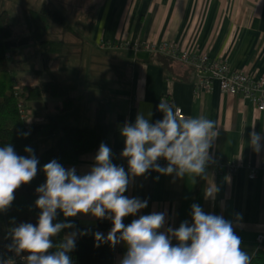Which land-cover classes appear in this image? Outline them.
Segmentation results:
<instances>
[{
    "label": "crops",
    "instance_id": "crops-1",
    "mask_svg": "<svg viewBox=\"0 0 264 264\" xmlns=\"http://www.w3.org/2000/svg\"><path fill=\"white\" fill-rule=\"evenodd\" d=\"M92 1L84 0L83 3L89 6V3L93 5ZM39 3L36 4L39 6ZM92 11L84 39L70 30L82 45L69 73L70 80H66V76L39 79L44 68H36L32 69L38 78L36 82L61 81L65 96L74 101L71 110L76 108L78 96L83 94L80 75L85 70L77 62L80 63L83 54H87L83 53L84 41L97 46V55L88 52L93 58L113 61L121 67L129 64L130 71L120 77L122 80L116 85L107 87L105 99L99 97L89 107L84 101L83 109L76 111L73 117L77 122L69 125L91 127L95 108L103 109L107 122L112 125L104 144L112 151V163L123 166L126 172L128 160L121 155L125 147L121 130L126 123L134 124L138 114H143L151 123L162 120L163 113L157 108L161 101L167 103V100L173 108L180 107L185 117L204 116L214 121L219 132L209 149L214 162L206 166L202 176L162 175L151 169L142 176L132 177L130 174L124 195L147 200L148 204L136 215L124 218L123 223L128 225L141 215L162 212L165 213V224L160 232L166 233L169 227L178 229L184 221L191 226V206L198 194L200 207L205 213L222 215L232 222L235 233L241 237L242 249L252 257L258 247L256 236L264 234V147L259 153L255 152L249 134L254 126L255 131L264 136V111H259L241 95L221 92L215 82L204 88L198 87L195 79H165L162 67L147 60L153 53L144 47L168 42L181 49L207 52L235 71L244 72L256 80L264 79V0H97ZM98 37L105 44L103 47L97 43ZM134 44L140 48L135 50ZM38 53L42 59L39 50ZM46 56L54 61L58 55ZM53 69L59 77V65H54ZM37 102L48 107L45 101ZM41 120H44L42 116L34 121ZM58 134L42 140L51 145ZM261 143L264 145V141ZM98 150L82 154L76 164L66 169L74 167L81 176L89 173ZM231 163L236 164L233 172L228 171ZM251 173H255L254 178L249 177ZM210 185L218 191L214 197L205 199V190ZM63 222L75 226L63 229L64 236L72 232L77 236L100 232L106 237L112 227L111 220L97 219L91 214L63 216ZM174 243H178L175 238L172 239ZM56 250L50 249L49 253ZM126 252L124 242L117 244L113 263L120 264Z\"/></svg>",
    "mask_w": 264,
    "mask_h": 264
},
{
    "label": "clouds",
    "instance_id": "clouds-1",
    "mask_svg": "<svg viewBox=\"0 0 264 264\" xmlns=\"http://www.w3.org/2000/svg\"><path fill=\"white\" fill-rule=\"evenodd\" d=\"M157 108L163 113L162 120L151 123L138 114L134 124L126 123L121 130L125 144L121 155L128 160V172L112 163V151L104 143L95 155L94 166L85 175H77L74 167L65 169L56 159L46 163L45 183L36 188L35 206L41 210L38 222L14 227L9 250L17 255L29 253L24 258L26 264H72L68 253L75 248L77 233L68 234L58 245L51 239L62 229L75 227L68 222L54 223L60 210L66 218L91 214L111 220L106 237L100 232L94 234L96 246L108 243L115 247L124 242L127 252L120 264H251L252 258L242 249L241 237L232 222L222 215L205 213L198 204L191 206V226L184 221L178 229L169 227L166 233L159 231L165 224L162 212L141 215L128 225L123 223L124 218L136 215L148 204L147 200L124 195L130 174L142 176L151 169L162 175L202 176L206 166L214 162L209 153L219 135L214 121L204 116L178 117L173 106L163 101ZM21 135L26 137L29 133ZM249 135L253 150L259 153L264 147V136L254 126ZM24 151L29 155H18L11 144L0 146V212L11 206L15 191L37 175L39 160L34 150L26 146ZM160 158L168 162L166 167L158 163ZM216 191L210 185L205 199L214 197ZM173 238L178 241L176 245L172 244ZM53 247L57 250L50 254Z\"/></svg>",
    "mask_w": 264,
    "mask_h": 264
},
{
    "label": "trees",
    "instance_id": "trees-1",
    "mask_svg": "<svg viewBox=\"0 0 264 264\" xmlns=\"http://www.w3.org/2000/svg\"><path fill=\"white\" fill-rule=\"evenodd\" d=\"M24 17L30 33L14 36L11 32L10 16L6 10L0 11V146L11 144L18 155L28 156L29 153L24 149L26 146L31 147L33 141L53 137L58 130L59 134L51 146L39 154L34 153L39 160L36 177L30 183L21 185L15 191V199L11 206L6 211L0 212V249L12 244L11 230L14 227L21 223L37 224L41 210L35 206V201L38 199L36 188L46 180L43 166L53 159L65 169L69 165L76 164L79 156L97 150L112 131V125L106 120V112L101 108H95L91 127L59 124L58 119L53 115H47L41 121L31 122H27L22 117L19 105L21 104L23 108V103L27 101H42L48 97L60 98V103L54 107L59 112L69 111L74 105V101L65 96L64 84L61 81L40 80L32 84L17 83L12 75L10 60L19 56L20 49L31 42L36 44L42 55L59 54L63 51L62 40L46 39L48 21H53L63 30H71L62 14L46 1L38 10H26ZM147 60L162 67L165 79L188 78L190 81L194 79L195 70L192 66L179 63L164 54L153 53ZM166 102L168 103L167 100ZM25 132L29 133L26 137L21 135ZM194 204L201 205L198 194L195 195ZM57 212L54 223L63 222V213L60 210ZM64 237L62 229L51 239L54 245H58ZM96 245L94 235H78L75 239V248L68 253L72 264H114L115 247L108 243ZM251 258V264H264V242L258 245Z\"/></svg>",
    "mask_w": 264,
    "mask_h": 264
},
{
    "label": "rangeland",
    "instance_id": "rangeland-1",
    "mask_svg": "<svg viewBox=\"0 0 264 264\" xmlns=\"http://www.w3.org/2000/svg\"><path fill=\"white\" fill-rule=\"evenodd\" d=\"M39 3L36 4L37 2ZM0 0V11L6 10L11 18V32L14 36L16 35H27L30 31L27 29V23L25 21L24 12L28 9L38 10L43 0ZM53 7L55 10L60 12L67 24L73 31L80 35L81 39H84L86 32V24L90 22L92 16V9L95 7L97 0H93V5L89 3V6L84 5V0H44ZM48 32L46 39H61L64 43L63 51L57 54L56 60L51 61L50 56L43 55L40 59L38 48L34 42L23 46L20 49V55L12 57L9 62V67L12 75L14 76L17 83H34L42 78L52 79L63 78L66 76V80H70L69 73H71L74 60L78 59L80 40L75 38V35L70 30H63L59 25L53 21H48ZM84 41V40H83ZM84 41L83 45V58L80 63L85 70L84 74L80 75V89L83 94L78 96L76 102V108L66 112H59L55 110L54 106L59 104L61 99L48 97L42 100L47 102L48 107L37 101H27L23 103V109L27 118V122L34 121L41 116L43 119L47 115H53L58 119L59 124H69L77 122L74 119L76 111L83 109L86 103L89 107L93 102L98 101L99 97L105 99L107 95V87L114 86L118 81H121L122 76H125L130 71L129 64L126 67H121L113 61H105L101 58H93L90 56L95 53L97 55V46L93 43ZM100 46H104L102 40L99 43ZM107 47V46H106ZM59 65L61 72L54 73V65ZM43 69L42 76L38 77L33 74L32 69ZM54 70V71H53ZM22 76V77H18ZM18 77V79H17ZM119 77V78H118ZM65 82V81H64ZM68 83V81H66ZM84 88V89H83ZM84 101H87L86 103ZM100 104H103L101 102ZM102 106V105H101ZM75 120V121H74ZM73 124V123H72ZM59 133V130L57 131ZM44 141V142H43ZM47 140L37 139L31 143V148L35 154H39L51 145H46ZM42 144L44 147H42Z\"/></svg>",
    "mask_w": 264,
    "mask_h": 264
},
{
    "label": "built area",
    "instance_id": "built-area-1",
    "mask_svg": "<svg viewBox=\"0 0 264 264\" xmlns=\"http://www.w3.org/2000/svg\"><path fill=\"white\" fill-rule=\"evenodd\" d=\"M132 47L135 50L140 48L138 44H134ZM144 48L149 53H161L179 63L192 66L195 70L194 79L198 87L209 88L212 83L216 82L221 92L230 95H241L256 105L259 111H264V79L256 80L244 72L235 71L227 63L210 57L207 52L197 53L192 49H181L173 43L148 44ZM19 107L22 117L27 120L21 104ZM173 109L178 117H185L180 107H174ZM158 163L164 167L167 161H159ZM235 167L236 164L231 163L228 166V171L233 172ZM254 176L255 173L249 175L250 178H254ZM256 242L258 245L264 242V234L257 235ZM176 244L174 243L173 245ZM27 255L25 252L17 255L14 251H10L8 247L0 249V264H3V262H6V264H26L24 258Z\"/></svg>",
    "mask_w": 264,
    "mask_h": 264
}]
</instances>
